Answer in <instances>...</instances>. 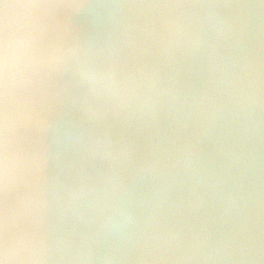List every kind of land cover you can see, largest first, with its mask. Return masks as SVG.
I'll return each mask as SVG.
<instances>
[{
  "label": "clouds",
  "instance_id": "9594fccd",
  "mask_svg": "<svg viewBox=\"0 0 264 264\" xmlns=\"http://www.w3.org/2000/svg\"><path fill=\"white\" fill-rule=\"evenodd\" d=\"M0 264H264V0H0Z\"/></svg>",
  "mask_w": 264,
  "mask_h": 264
}]
</instances>
